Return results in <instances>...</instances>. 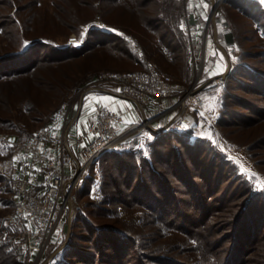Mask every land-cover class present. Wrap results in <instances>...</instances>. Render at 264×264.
I'll return each mask as SVG.
<instances>
[{
  "label": "rangeland",
  "instance_id": "1",
  "mask_svg": "<svg viewBox=\"0 0 264 264\" xmlns=\"http://www.w3.org/2000/svg\"><path fill=\"white\" fill-rule=\"evenodd\" d=\"M246 1L251 0H215L216 7L208 6L206 23L199 29L188 22L190 0H0V67L7 69L0 70V264H60L61 252L73 246L78 253L87 252L84 254L89 263L93 261L90 264H153L155 260L159 262L156 264H164L165 260L179 264H264V206L251 201L248 204L227 169L220 181V162L214 173L209 171L210 166L202 160L206 156L210 164L212 154L208 151L202 158L193 154L195 161L191 165L185 158L180 159L187 151L183 146L179 148L171 139H164L167 144L160 148L162 158L175 155L174 161H180L173 168L160 163V175L144 183L156 193L152 196L161 200L158 208L163 207L166 213L160 219L135 200L144 188L139 185L137 192V182H143L139 173L113 171L108 161L101 160L104 156L85 172L76 173L74 166V162L81 165L91 142L89 130L97 108H108L95 103L92 112L86 113L84 105L91 90L119 91L118 83L102 80L103 76L144 70L138 56L141 51L147 61L169 77L176 91L170 97L138 103L149 111L143 120L136 116L137 120L126 122L125 113L118 112L123 115L118 130L128 134V139L116 151L133 149L149 158L153 139L168 134L165 127L187 112L195 122L181 134H190L192 141L198 143L204 141L207 148L217 147L264 190V117L250 111L264 112V97L247 86L248 78L239 76L246 66L264 73V37L256 34L252 22L243 15ZM252 1L264 5V0ZM175 20H179L184 48L168 54L157 37L170 29V22ZM189 24L194 26L192 32L185 31ZM150 25L154 29H149ZM93 32L118 36L129 48L122 40H116L111 47L93 49ZM228 33L234 35L233 44L225 42ZM86 43L91 52L81 51L75 56L74 50ZM26 50L27 54L21 56ZM40 61L43 62L32 74L22 70ZM234 68L238 74L230 80ZM17 69L22 70L20 75L7 76ZM221 78L227 83L216 89ZM196 96L202 100L200 112L192 109ZM131 108L138 113L133 104ZM230 112L236 117L228 120L236 123L220 125ZM82 115L90 119L85 127L88 143L65 168L66 178L76 176L78 182L70 190L68 202L61 201L60 219L50 241L42 248L37 238L30 240L25 231L38 236L41 230L37 222H29L18 214L19 206L25 203L19 186L26 184L31 188L32 202L55 201L49 195L53 171L47 165L68 153V125ZM53 121L56 125L52 136H62L64 146L56 141L37 143L48 160L40 162L26 146ZM209 122L211 128L205 129L203 126ZM135 125L144 128H134ZM171 143L178 147L176 152H170ZM241 166L247 171H242ZM161 180L172 188L160 194L157 191L164 188ZM103 193L109 197L124 196V203L104 206ZM172 201L181 209L170 208ZM237 214V221L228 223ZM87 220L106 228L107 237H113L108 238L113 240V246L102 249L105 260L98 257L93 247L95 236L91 239ZM195 234L204 242L194 241ZM123 237L139 241L141 247H122ZM75 260L78 257L70 260L71 264H82Z\"/></svg>",
  "mask_w": 264,
  "mask_h": 264
},
{
  "label": "trees",
  "instance_id": "2",
  "mask_svg": "<svg viewBox=\"0 0 264 264\" xmlns=\"http://www.w3.org/2000/svg\"><path fill=\"white\" fill-rule=\"evenodd\" d=\"M110 1H113V0H105V2H107V3ZM244 4L246 7V10L242 11L243 15L245 16V18L247 20L252 22L251 23L252 28L254 29L256 34L257 35L259 34V35L264 37V5L259 4L258 2H255L252 0L246 1V2H244ZM149 29H154V28L150 25ZM157 38L159 39L158 42L161 44V46H163V50H165L168 54L171 53L170 50L176 51V50H182L184 48L185 41H184L183 35L180 34L179 20H175L174 22H170V29L166 28V30H164V32H162V34L160 36H158ZM224 38H225V42L227 44H233L234 43V35L232 33L226 34V36ZM92 39H93V42H92L91 46L94 45L93 49H98L101 47H111L110 44L114 45L115 44L114 42L116 40L117 41L122 40L123 45H125L127 49L129 48L126 41H124L123 39L119 38L118 36H115L112 34L106 35V34H102L99 32H93L92 33ZM87 44L88 43H86V45H84L83 47L76 49V51L74 50V52L76 53L75 56L79 55V53L81 51L82 52H86V51L91 52V50H90L91 46L89 44L88 45ZM94 47H96V48H94ZM27 52H28V50H26L25 52H23L20 55L24 56L27 54ZM77 52H78V54H77ZM70 53H68V55ZM73 57H74V55H73ZM263 58H264V55H263ZM42 62L43 61H40L38 64L35 63L36 65L34 64L35 66H33L32 68H23L22 70L26 71L27 72L26 74H32ZM0 68H1L0 70H7V69H4L5 67H0ZM245 68H246V70H240L239 76H244V77L248 78L250 80V82L248 83V85L240 82V80H236V82L240 85H244V86L247 85L250 88L256 89L257 90L256 92L264 97V73L260 72L259 69H253L250 66H248V67L246 66ZM22 70L17 69L16 72H12V73L8 74L7 76H10V77L18 76L21 74ZM237 70L238 69L234 68L233 71H231L232 73H231V75H229L228 79H230V80L235 79L234 76L238 74ZM7 76H4V77H7ZM2 78L3 77L0 78V81ZM226 83H227V80H226ZM252 85L254 87H252ZM250 111H251V113L258 114L262 118L264 117V112H261L262 111L261 109H253ZM235 117L236 116L233 114V112L232 113L230 112V114L228 116L222 118L223 121H225V122H221L220 125L221 124L224 126L233 125L234 123H236V121L230 122V120H228V119H234ZM166 138L171 139L177 145L179 144L178 145L179 148L183 146V148L187 150V151L185 150L186 153L184 152V154H183L185 156H183V157L180 156L181 157L180 159L185 158V160L190 162L191 165L195 161L194 156H192L193 154L197 155L198 158H202L201 156L204 155L205 151H208L209 154L211 153L212 154L211 161L212 160L213 161L212 162L209 161L210 164L207 163L208 159L206 156H205V158L204 157L202 158V160L205 162V164H208L210 166V169H208V170L211 171L212 173H214V171L217 169V163L220 162V165L218 166L219 171H220V175H221L220 181L222 180V172L225 169H227L229 171L231 177L233 178V180L235 182L237 181V185L240 188V189L238 188V191H239L240 195H242L246 198V202H248V204H250V201H251V204H253V202H254L256 204L258 203L257 204L258 206L260 204L261 205L263 204V206H264V190L259 189L255 185L252 178H250L246 174L240 172L238 165L232 159H229V157H227L222 151H219V149L217 147L212 148L210 146L207 148V147H205L206 143L204 141H202L201 143H198L195 140L192 141L190 134H187V133H183V134H181V133H168V134H161L159 136H156L153 139L152 147L154 149H153L152 153L151 152L149 153L150 154L149 158L144 157L140 151L133 150V149L130 150L129 152L128 151H121V152L113 151V152H110L108 154H105L104 157L101 158L102 161L105 160V161L109 162L108 164L112 168L111 170H113V171H118L121 173L122 172L124 173V171H128L127 173H131V174L139 173V176L141 177L140 179L142 180V178H143V182H141V184H139V182H137V185H136L137 192H138L139 185L144 186V188L142 189L141 194L139 196H136V198L134 196V198L138 204L141 203V205L143 206L144 209L149 211L151 214H154V215L150 214L151 216H155V218L157 217L158 219H160L164 210H163V207H161V209L158 208V207H160V205H158V204L161 202V200L155 199V196H152L156 193L150 192L149 187L144 185L145 180L150 179L153 181L154 178L156 179V177H158V175H160L159 174L160 168H162V167L173 168V166H175V164L179 163V161H180L179 159H176V158L174 161L173 157L175 155L170 159H168L166 157H165V159L162 158L160 148L166 147L167 142H164V139H166ZM175 144L171 143L170 152H176L178 147ZM212 145H214V144H212ZM206 148H207V150H206ZM160 163H164L163 164L164 166L161 167ZM126 178H128V176ZM161 181L163 182L162 186H164V188H161V187L159 188L157 193H160V194L163 193L164 191H167L166 189L172 188L164 180H161ZM234 187L235 186L232 185L231 189H233ZM144 191L146 193L143 194ZM173 191H175V190L173 189ZM231 191L232 190H230L229 192H231ZM115 192H117V191H115ZM104 193H103L102 200H101V202H102V204H104V206L107 204L108 205L112 204V203H120V204L124 203V199H125L124 196H113V197L110 196L109 197V195H105ZM169 194L174 195L172 193H169ZM142 195H145V196L148 195V196L143 197ZM151 198H154L155 200L153 199V201H152ZM171 198L175 200V198L173 196ZM141 199H143V200H141ZM255 201H257V202H255ZM168 206L172 209L174 208V206H176L177 209H181V207H178V205H175L173 201ZM174 210H175V208H174ZM174 210H172L171 213H173ZM203 210L206 211V209H204V206H203ZM164 213H166V212H164ZM164 215H163V217H166ZM238 216H239V214L235 215V218L230 217L231 220L228 219L229 220L228 223L229 222H236L238 219ZM87 221L89 222L88 227H87L88 231H90L91 235H92L91 239L94 238V236H95V241H94L93 247H95L97 254L99 255L98 257L100 258L103 254V250H102L103 248L109 249V247L113 246L112 245L113 240H109V239H113V237H110V238L107 237L108 233L106 232V228L94 225L90 222V220H87ZM187 222H189V221H187ZM120 234L122 235L123 233H120ZM195 235L196 236H194V241H197L200 243L204 242L203 239L201 238V236H200V238L202 240L200 238H198L197 234H195ZM122 236H124V234ZM125 237H128V236H125ZM123 238H122L123 241L120 242L122 244L121 245L122 247H128L129 248L132 245L134 247H137V249L141 247L139 241L137 242V241H134L133 239L131 240L128 238H124V239ZM84 253H87V252H84ZM84 253H82V252L78 253V250H76L75 246H73L70 249H65L64 251L61 252V256H62L63 260L60 262V264H71L70 260L77 259V257L79 259V260H75V262H77V263H80V262L82 264L92 263L93 262L92 260H90V263H89V260L87 259L88 256L85 255ZM142 255H144V254H142ZM104 256H105V254H104ZM262 257H264V254ZM100 259L105 260L106 256L103 258L101 257ZM262 260L264 262V258ZM156 263H159V262H157L155 260L153 262V264H156ZM164 264H179V262L176 261V263L175 262L172 263V262L165 260Z\"/></svg>",
  "mask_w": 264,
  "mask_h": 264
},
{
  "label": "built area",
  "instance_id": "3",
  "mask_svg": "<svg viewBox=\"0 0 264 264\" xmlns=\"http://www.w3.org/2000/svg\"><path fill=\"white\" fill-rule=\"evenodd\" d=\"M193 29V25L189 24L185 26V31L187 32H192ZM138 52L139 61L145 66L144 70L119 75L107 74L103 76L102 80L118 83V93L125 98L133 100L136 104L143 103L152 98H166L172 96L176 89L170 83L169 77L160 72L154 63L147 61L144 55L140 53L141 51ZM225 82V78H221L216 82L214 87L220 89L224 87ZM201 104L202 100L196 96L194 98V106H192L193 111L200 112L202 110ZM64 111L63 107V112ZM96 112L97 117L89 130L91 142L87 150L84 152L81 165L76 163V173L78 174L88 170L92 164L97 163L105 154L122 149L128 139V134L121 133L118 130L119 125L123 122L122 114L113 112L105 107L97 108ZM63 115L61 114V117ZM194 122L193 115L185 112L178 117H175L165 127V132L182 133L190 129L194 125ZM55 125L56 122L53 121L52 126L40 130L26 146L28 149L27 151L31 152L33 157L40 162L48 160H46L44 154L36 147L37 143H50L56 141L57 144L64 146V139L62 136H52V130ZM211 126V122H209L203 127L208 129L211 128ZM134 128L143 129L144 126L135 125ZM73 161V157L66 151V153L63 154L62 159L51 161L47 165L48 168L53 171L51 175L53 182L49 195L51 194L55 201L52 200L40 203L32 202L30 200V197L32 196L31 188L26 184H20L19 186V194L22 196L25 203L19 206L18 214L29 222L32 220L37 222L39 229L41 230L38 236L31 230L25 231L30 240L37 238L39 243H41L42 248L50 241L55 226L60 219L63 210L61 207V201L65 203L68 202L67 197L70 190L77 185L78 179L76 176H73L70 179L66 178L65 168L69 165L71 166ZM9 178L10 176L6 174V179L10 181Z\"/></svg>",
  "mask_w": 264,
  "mask_h": 264
},
{
  "label": "crops",
  "instance_id": "4",
  "mask_svg": "<svg viewBox=\"0 0 264 264\" xmlns=\"http://www.w3.org/2000/svg\"><path fill=\"white\" fill-rule=\"evenodd\" d=\"M211 1L212 0H190V13L188 15V22L196 24L199 29L203 28L206 23L207 13L209 14L208 6H212ZM213 28H216L215 24H213ZM214 39L216 40V37ZM221 51L223 53V49H221ZM91 92L92 93H90L87 98V103L84 105V107H87L86 113L90 112L93 109V105L95 103H101L103 106H106L111 110L123 114L125 113L126 122L137 120L136 116L143 120L146 118L147 115H149V111L145 107H141L140 105L136 104L133 100L121 96L116 90L111 92L110 90L106 91L103 89H95L91 90ZM131 104H133L137 108L138 113L131 108ZM83 116L84 115H82L78 120L73 118L72 123L70 122V124L68 125V127L70 128L71 126V128L70 130L68 128V130L70 131V135L68 137L69 140H67V143L69 141V145H71V147L69 150L67 145L66 147L68 153H70L73 158L78 156V154H80L81 152L80 150H83L85 146H87V141L89 139L86 137L85 127L87 125V122L90 121V119H85ZM50 154H53V152ZM74 166L76 167V162H74Z\"/></svg>",
  "mask_w": 264,
  "mask_h": 264
},
{
  "label": "water",
  "instance_id": "5",
  "mask_svg": "<svg viewBox=\"0 0 264 264\" xmlns=\"http://www.w3.org/2000/svg\"><path fill=\"white\" fill-rule=\"evenodd\" d=\"M212 2V7H213V9L216 7V2H215V0H212L211 1ZM225 77V76H224ZM64 246H65V244L56 252V253H58L61 249H63L64 248Z\"/></svg>",
  "mask_w": 264,
  "mask_h": 264
},
{
  "label": "snow or ice",
  "instance_id": "6",
  "mask_svg": "<svg viewBox=\"0 0 264 264\" xmlns=\"http://www.w3.org/2000/svg\"><path fill=\"white\" fill-rule=\"evenodd\" d=\"M205 7H206V5H205ZM73 43H75V41H73ZM241 170L242 171H247V169H244L243 166H241ZM262 186H264V185H262Z\"/></svg>",
  "mask_w": 264,
  "mask_h": 264
}]
</instances>
